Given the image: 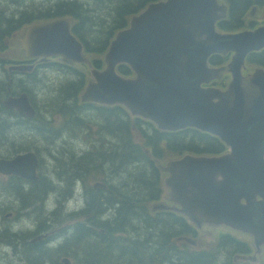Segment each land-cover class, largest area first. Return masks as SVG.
I'll use <instances>...</instances> for the list:
<instances>
[{
	"label": "water",
	"instance_id": "obj_1",
	"mask_svg": "<svg viewBox=\"0 0 264 264\" xmlns=\"http://www.w3.org/2000/svg\"><path fill=\"white\" fill-rule=\"evenodd\" d=\"M225 18L226 8L216 6L215 0L150 2L142 11L130 16L126 27L116 31L103 56V69L90 68L91 78L79 100L100 106H121L132 117L153 122L163 130L194 127L217 136L229 146V150L212 155L186 152L166 159L158 168L165 173L162 181L168 189L167 198L175 204L173 208L177 212L196 226L204 222L223 224L248 233L257 249L264 244V196L244 191L247 183L242 168L249 160L258 173H264V69L256 68L251 75L244 76L242 67L249 52L264 48V38H254L255 34L263 33L264 26L236 33L218 32L215 23ZM71 24V19L65 16L32 23L25 29L22 47L28 56H57L69 65H90V55L82 53V44L70 32ZM201 34L212 41L227 39L233 43L205 47L199 57L194 55L195 59L184 68L186 77L182 76L180 53L193 50L192 45L198 43L196 38ZM247 38L252 40H246L245 45L234 44ZM231 46L233 48H227ZM228 52L232 54L226 65H208L211 55L224 56ZM119 65L127 66L132 75L126 77L118 73ZM224 72L230 75L225 89L206 86L221 79ZM174 75L175 79L179 76L180 81L188 82L185 88L191 101L173 99L178 96L174 84L169 82ZM168 102L178 104L182 111L201 113L204 118L219 122L213 128L221 133L188 123L195 121L194 118L181 116L183 121L180 122L161 106ZM4 103L29 118L34 115L25 95L10 97ZM203 122L202 119L200 124L206 125ZM245 133H250L255 143L260 144L255 152L252 143L244 141ZM235 134L240 135L239 140ZM226 139L237 144L230 157L231 147ZM36 165L33 153L18 154L11 159L0 158V173L35 179ZM93 186L106 187V184L95 181ZM170 207L166 201L151 205L152 210ZM45 235L39 234L31 240ZM186 240L194 243L192 238L186 237ZM62 261L70 263L67 256L62 257Z\"/></svg>",
	"mask_w": 264,
	"mask_h": 264
},
{
	"label": "trees",
	"instance_id": "obj_2",
	"mask_svg": "<svg viewBox=\"0 0 264 264\" xmlns=\"http://www.w3.org/2000/svg\"><path fill=\"white\" fill-rule=\"evenodd\" d=\"M87 1L94 6L93 10H90ZM150 1L152 0H85L82 3L78 0H58L48 8L44 6L39 9V15L47 18L64 14L73 16L77 20L73 32L78 35L85 50L95 54L91 61L92 66L101 69L103 60L101 62L99 55L104 54L115 32L126 27L130 16L138 13ZM241 7L242 4L235 3L231 13L232 21H220L219 28L230 31L239 28L242 25L239 13ZM10 24L11 21L9 28ZM93 28L95 31H92ZM251 59L264 64V53L261 56L252 55ZM225 60L226 58L220 55L210 58L213 64H220ZM117 71L126 77L132 75L125 65H119ZM85 72L72 70L70 73L76 76L77 82H67L61 88L60 93L63 95L60 99L66 102L72 98V103L61 104L60 100V104L51 109L54 115L58 114L64 118L63 122L68 124L70 131L87 132L85 139L89 143V149L78 155L77 150L70 147L72 149L69 155L65 153L66 158L71 159L73 163L71 162L66 173L60 170L65 181L61 188L63 196L71 194V188L76 181H81L89 194V201L83 209V212L88 214L85 221H76L72 230L64 233L61 244L51 251L42 242L29 244L27 238L30 233L18 235L17 232L4 229L0 231V237H6L4 240L13 245L17 244L19 239L23 241L26 248L20 256L31 264H43L47 261L51 264H63L62 257L72 255L71 250L73 254L78 253L79 264H164L172 263L171 260L179 261L174 264H208L206 262L210 257L204 253L185 251L180 255L179 251L171 250L174 248L171 246L172 236L187 232L190 225L182 217L163 214L150 217L148 203L157 198L162 189L163 172L158 168L159 163L186 152L218 154L227 150L225 144L217 136L192 127L177 131L159 130L149 121L131 118L121 106L95 107L91 103L81 104L78 95L83 90ZM226 79L227 75L218 84L224 86ZM87 115H92L99 122L88 121L85 118ZM94 123L96 129L92 130ZM103 135L110 139L106 140ZM62 144L67 145L68 141H63ZM104 167L109 169L110 174L127 175L126 179L130 183L120 180L118 186L108 183L106 189L93 188L87 184L86 177L103 175ZM50 187L53 189L50 181L40 176L39 184L32 191L39 204H44ZM46 188L50 189L45 191ZM106 208L112 209L113 212L109 218L101 221L93 218L94 214L101 215ZM41 211L46 212L45 209ZM44 215L47 216V213ZM69 215L74 216L75 212ZM56 217L57 215L52 214L49 221H52L51 223H48V218L43 219L37 230L43 232L49 229L51 224L55 226L60 223ZM135 220L141 223L140 227ZM129 228L144 233L143 238L135 243L118 235L128 233ZM148 229H152L154 233ZM212 245L216 251H219L218 248L222 245L231 247L232 252L249 248L245 242L241 243L220 234Z\"/></svg>",
	"mask_w": 264,
	"mask_h": 264
},
{
	"label": "flooded vegetation",
	"instance_id": "obj_3",
	"mask_svg": "<svg viewBox=\"0 0 264 264\" xmlns=\"http://www.w3.org/2000/svg\"><path fill=\"white\" fill-rule=\"evenodd\" d=\"M69 1V0H68ZM159 0H152L150 2H155ZM35 2V1H34ZM45 2H50L46 8L52 6L55 4L52 0H45ZM148 2L143 9L150 3ZM216 6L219 8L225 7L226 8V18L221 20L225 22H231V13L232 9L235 3L238 5L242 4V7L239 9L240 13V20L242 22V25L239 28H236L235 30H222L218 26V22L215 23V28L222 30V32H229V33H236L243 30H254L260 26H264V0H215ZM3 3L7 6L4 9L0 10V75L4 77V80H0V145L2 146L0 149L2 150L0 152V158L4 159H11L14 158L18 154H24V153H33L34 156L37 158V165H36V175L37 178H29L24 177L18 174L9 173L4 174L0 173V188L4 190L3 194H6V196L9 199H12L13 203H17L19 205L18 209H24L29 208L30 206L36 204H39V200L33 198L34 197V189L39 184V179L41 176V172L39 171L40 163L42 161V157L40 155V144L38 142V136H41V133L45 130H49V127L51 120H45L46 122H42L41 117V106H39L38 101L35 99V93H32L29 88L26 85H30V83H33L37 81V74H39L40 69L42 67H50L49 69H55L58 72L66 71V73L72 72V70L82 71L81 66L86 67V72L89 73V69L92 67V64L90 65H79V67H76V64L69 65L61 61L60 57L57 56H28L25 52V50L22 47V38L24 36L25 29L32 23L35 22H43V21H49L51 19L57 18V17H68L71 19L72 24L70 27V32L74 35V37L80 41L82 44V53L89 54V60L90 63L94 59L95 54L93 52H89L85 50L84 44L79 39L78 35L73 32V26L75 25L76 19L73 18V16L64 14L61 16H53V17H40L39 15V2L38 5L34 3H30L29 0H3ZM30 5V7H29ZM142 9V10H143ZM140 10V11H142ZM11 21V28H9V22ZM13 46V48L10 49L9 46ZM264 53V48L258 50V51H251L248 53V55L244 59V65L242 67V74L244 76H249L252 74L253 70L256 68H263L264 64L257 62L254 59H251V56H261ZM230 52L226 53L224 56L220 54H213L208 59V65L212 67H219L226 65L231 58ZM214 55H220L226 60L223 63L220 64H213L210 62V58ZM22 66L25 68L24 70H17L15 67ZM226 83L225 85H219L218 82L221 81L224 77H226ZM88 80V79H86ZM230 80L229 73L224 72L222 74L221 79L219 80H213L210 82V86H214L220 89H225L228 82ZM29 83V84H28ZM86 83V82H85ZM3 84V85H1ZM27 87V88H26ZM25 95L28 103L34 110V115L29 118L23 114H20L15 109H10L6 106L4 103L5 100H7L10 97H19ZM80 95V94H79ZM78 95V98H79ZM84 104V103H81ZM95 107H102L100 105H95ZM54 109V108H53ZM43 120V121H44ZM54 120V118H52ZM48 129H47V128ZM68 128V126H67ZM186 128V127H185ZM68 131L69 128L67 129ZM166 131V130H164ZM170 131H177V130H170ZM27 132V134H25ZM77 136V134L75 135ZM53 137H55L53 135ZM59 137V135H58ZM36 138V139H35ZM37 140V142H36ZM44 150V149H43ZM49 153L55 157L56 154H58V151H49ZM40 172V173H39ZM47 179V178H46ZM48 180V179H47ZM46 181V180H45ZM93 186V185H92ZM93 188H100V189H106V187H94ZM72 192V188H71ZM167 192L168 189L164 186L160 190L158 197L155 199H152L148 203L149 208V215L150 217L154 215H167L172 217H182L185 218L187 223L190 225L187 229V232L177 234L176 236H172V238H178L177 240H180L181 242H185L189 244L193 251H189L185 249L183 246L177 248L174 243L172 242L171 246L174 248H171L172 251H179L180 255H183L185 251H189L191 253L197 254V253H204L207 257H210L206 263L212 264L214 261V256L212 254V249L215 252V248L213 247V243H215L217 239V235H223V237L235 239L236 241H240L241 243H246L247 247L249 246L248 250L244 251H235V252H229L230 259L232 260L233 264H264V250L262 251L261 248L264 249V245H260L257 249H255V246L252 242V236L248 233L241 232L238 230H235L233 228H230L228 226H215L212 224L203 223L200 226H196L188 221V219L181 213L177 212L175 208V204L171 202L167 198ZM27 196V199L23 197V195ZM84 198V203L82 206L71 209V212H75V215H79V213H82V216L85 218L88 214L86 212H83V209L85 206H87V203L89 201V194L86 191L85 188L82 187V192ZM30 197V198H29ZM68 197V196H67ZM156 201H166L169 203L172 207L165 208V209H157L152 210L151 205L152 203ZM40 206V205H39ZM65 205L62 203V201H57L55 204V207L52 212L61 210ZM46 208V207H45ZM35 209V207H34ZM32 209V210H34ZM110 210V208L108 209ZM33 212V211H32ZM105 212V211H104ZM12 214V211H8L4 214L3 220H0V231L4 229H9L13 232H17L12 230L11 228V222L14 221L12 217H9ZM6 217H9V219H6ZM11 219V220H10ZM42 220H35L34 225L32 228L28 229H21L18 230L17 234L22 235L24 233H30V235L27 238V242L29 244L35 243V242H42L43 245L46 247H51L48 243H51V241L54 239V237L58 235H63L65 232H70L72 230V224L65 228V232H63V229L59 227H55L53 224L50 225V228L39 232L37 229L40 227V223ZM48 221V220H47ZM7 222L8 225L6 224ZM49 223V222H48ZM215 226L214 231L211 232L209 227ZM225 228H221V227ZM11 227V228H10ZM228 229V230H227ZM235 231L233 233L232 231ZM208 232L213 233L212 237L209 239L205 238V235L210 234ZM221 232V233H220ZM45 233L46 235L42 237L41 239L31 240L34 237L38 236L39 234ZM240 234V235H238ZM36 235V236H35ZM185 237L192 238L194 240V243L187 241ZM0 243H6L11 246L12 250L16 253H20V255L25 251L26 244L19 239L17 244L13 245L8 242H3L0 240ZM198 245V247H197ZM57 245L54 244V247ZM222 246H219V250H221ZM227 246H224L226 248ZM254 247V248H253ZM209 251L207 252V250ZM50 250V249H49ZM218 251L215 252V254ZM254 254L256 255L255 258H253ZM64 257V256H63ZM68 257V256H67ZM182 257V256H181ZM69 258V257H68ZM70 263L72 264L71 258ZM182 259V258H181ZM180 259V260H181ZM20 260L23 261L25 264H31L29 262H26L22 259V256H20ZM258 260V261H256ZM62 261V260H61ZM173 261L171 264H174L176 262L179 263V261L171 260ZM255 261L257 263H255ZM64 264V262L62 261ZM170 263V262H168ZM43 264H51L47 261V263ZM166 264V263H164Z\"/></svg>",
	"mask_w": 264,
	"mask_h": 264
},
{
	"label": "rangeland",
	"instance_id": "obj_4",
	"mask_svg": "<svg viewBox=\"0 0 264 264\" xmlns=\"http://www.w3.org/2000/svg\"><path fill=\"white\" fill-rule=\"evenodd\" d=\"M30 3H34L36 5H38L39 2V9L43 8L44 6H47L50 2H45V0H29ZM35 1V2H34ZM53 2L58 1V0H52ZM79 2L84 3L85 0H78ZM87 4H90V1H87ZM0 6L2 7V9H4L5 7H7L4 3L3 0H0ZM0 7V10H1ZM30 7V5H29ZM92 4H90L89 8L90 10H93ZM101 11V10H99ZM129 21V20H128ZM216 30L218 32H222V30L218 29L216 27ZM92 31H95V28H93ZM222 33H228V32H222ZM10 49L13 48V46H9ZM101 62L103 60V53L99 55ZM77 66H79L78 64H76ZM76 66V67H77ZM103 64L101 69H103ZM82 67V72H84L86 70L85 66H81ZM50 67L46 68V67H42L40 69L39 74H37V81L30 83V85H26L29 90L32 93H35V99L36 101H38L39 106H41V117L42 120H51L49 130H45L43 131V133H41V136H38V142L36 140L37 143L40 144V155L42 157V161L40 163V168L39 171L41 172V176L47 178L48 182L50 181V183L53 185V189L51 188V190H49L48 194L46 195L45 201L43 202L44 204H36V206L32 205L29 208H24L21 209L19 207V205H17V203H13L12 199H9L6 194H3L4 190L2 188H0V220L5 219L4 218V214L5 211L6 213L8 211H12V214L9 217H12V219H14L13 222H11V229L14 231H17L21 229H28V228H32L34 225L35 220H43V219H47L48 222L50 221V218L52 217V214L57 215V220L60 221V223H56L55 227H59L62 229H65L66 227L70 226L71 224L73 225L76 221H85V217L81 215H74V216H70L69 212H71V209H75L78 208L80 206L83 205L84 203V198L83 195L81 194L82 192V187L85 188L84 184L81 181H76L73 186H72V192L71 194L67 197V195L63 196V190L61 189L62 183H64V177H63V173H66L68 167H70V165L73 163L71 161V159L69 160L68 158H66L67 154L69 155V153L71 152V149L74 148L77 150L76 153H78V155L84 151V150H88L89 149V143L86 141L85 137H86V131H78V133L72 132V131H68L66 129L68 124L66 125V122H63L64 118L59 116L58 114L54 115V112L51 110L52 108H54V106L56 104H60V100H61V104L62 103H67L70 104V102L72 103V98L71 100L68 101H62V99H60L62 97V93H60L61 88L67 83V82H74L76 80V76L72 75L71 73H66V71H62L61 73L56 71L55 69H49ZM85 76L86 79H90L91 75L88 72H85ZM0 80H4V77L2 75H0ZM86 80L84 81L85 84ZM29 84V83H28ZM3 85V84H1ZM26 87V88H27ZM72 92V91H71ZM52 118H54V120H52ZM88 121L90 122H96L98 123L99 121L96 120L92 115H87L85 117ZM96 124L94 123V125L92 126V130L96 129ZM69 127V126H68ZM47 128V127H46ZM48 129V128H47ZM73 130V128H72ZM78 130V129H75ZM25 134H27V132H25ZM77 134V136H75ZM53 135L55 137H53ZM59 135V137H58ZM103 137H105L106 140L110 139V137H106L105 135H103ZM36 139V138H35ZM63 141H68V144H62ZM2 146L0 145V148ZM72 147V148H70ZM2 149V148H1ZM0 149V152L2 151ZM44 149V150H43ZM58 151V154L55 155L56 158H54V156H52L49 151ZM68 151V152H67ZM67 154H66V153ZM72 162V163H71ZM165 160L162 162L164 163ZM107 166V165H106ZM62 170V172L60 171ZM106 170V172H105ZM39 172V173H40ZM58 172H60L61 174L59 175ZM105 175V176H104ZM122 176V177H121ZM127 175H117V173L114 174H110L109 169L107 170L106 167H104V173L103 175L101 174H97V175H92L90 177H86L85 181L87 182V184L93 185V183L95 181H99V182H104L107 186V184H111V185H116L118 186V181L120 180H125L127 183H130L129 180L126 179ZM130 185V184H129ZM131 186V185H130ZM50 188H46L45 191H47ZM23 197L25 199H27V196L24 194ZM30 198V197H29ZM34 198V197H33ZM57 201H62V203L65 205L61 210L55 212V213H50L51 210H53L55 207V204ZM143 203V202H142ZM39 205H41L39 207ZM44 205V206H43ZM35 207V209H34ZM46 207V208H45ZM86 207V206H85ZM34 209V210H32ZM44 210L47 213V216L44 215V213H42L41 210ZM33 211V212H32ZM105 212H102L101 215H97L96 214L93 215V218H96L97 220H103L106 218H109V216L111 215L112 209L108 210V208H106L104 210ZM52 212V211H51ZM9 217H6V219H9ZM11 220V219H10ZM42 222V221H41ZM52 222V221H51ZM49 222V223H51ZM6 223V222H5ZM9 222H7L6 224L8 225ZM135 223H137V225L140 227L141 223L137 220H135ZM1 224V222H0ZM47 224V223H46ZM215 226L209 227L210 231L213 232ZM221 228H225V227H221ZM226 229V228H225ZM128 233H120L118 235H120L122 238H124V240L127 241H138L141 240L143 238V234L144 233H139L138 231L133 230L132 228L127 229ZM151 233H154V231L152 232V229H148ZM228 230V229H227ZM229 231H232L229 229ZM138 232V233H137ZM208 232L210 234H207V236L205 235L206 239H209V237L211 238L213 233ZM233 233L236 234L235 231H232ZM65 233H69V232H65ZM64 234V233H63ZM181 234V233H179ZM240 235V234H238ZM64 235H56L54 237V239L51 241V243H48L49 245H51L50 251L51 249H54V244H56L57 246L59 244H61V241L63 239ZM6 238V237H4ZM4 238L1 236L0 240L3 242H7L4 240ZM178 239V238H177ZM176 238H172L171 241L174 243V245L180 249L181 246H183L185 249L189 250V251H193L191 246L185 242H181L180 240H177ZM186 239V237H185ZM136 243V242H135ZM141 243V242H139ZM147 244V243H146ZM149 244V243H148ZM264 245V244H261ZM198 247V245H197ZM222 249L219 250L216 254V249L215 252L212 249V254L211 255H215L214 256V261L212 262V264H233L232 260L230 259L229 252H232L231 247H226L224 248V245H222L221 247ZM254 248V247H253ZM261 250L263 251L264 249L261 248ZM209 251V249L207 250V252ZM74 252L71 250V254L72 255H67L69 258H71L72 264H79L77 258H78V253L73 254ZM62 256V255H61ZM258 261V260H256ZM255 261V263H257ZM0 264H25L23 261L20 260V253H16L15 251L12 250L11 246L6 244V243H0ZM166 264H171V263H166ZM181 264V263H180Z\"/></svg>",
	"mask_w": 264,
	"mask_h": 264
},
{
	"label": "bare ground",
	"instance_id": "obj_5",
	"mask_svg": "<svg viewBox=\"0 0 264 264\" xmlns=\"http://www.w3.org/2000/svg\"><path fill=\"white\" fill-rule=\"evenodd\" d=\"M204 34H201L200 36H198L196 38V41L198 42L196 45H192V48H194L193 50H189L188 51H183L181 52L180 54L182 55L181 57V64H182V70L183 72L180 71V73H182V76L185 75L186 77V69L184 68H187V66L190 64V62L192 61V59H195L194 55L197 56V58L199 57V54L201 51H203L205 49V47H208V46H216L214 48H217L219 44L221 43H226L230 40H227V39H217L215 41H212L211 39H209L206 35L203 36ZM114 37V36H113ZM254 38H264V31L263 33H257L254 35ZM248 39H251L252 38H247L245 40H241V41H237L235 42L234 44L236 45H245L246 44V40ZM111 41V40H110ZM109 41V42H110ZM231 43H233L232 41H230ZM109 46V44H108ZM108 48V47H107ZM106 48V50H107ZM227 48H233V46L231 47H227ZM106 52V51H105ZM104 52V54H105ZM170 52V51H168ZM167 52V53H168ZM103 54V56H104ZM103 64H104V60H103ZM104 67V66H103ZM176 74V72H175ZM181 75V74H180ZM170 83L174 84L175 86V89L177 91V95L178 96H175L173 99L175 100L176 97L182 99V98H185L189 101L190 98L188 97L189 93L188 91L186 90L185 86L188 85V82L187 81H180L179 79V76L175 79V75L172 77V80L169 81ZM178 82H180L181 84H178ZM207 86V85H206ZM174 90V89H173ZM161 105V104H160ZM180 105V104H179ZM162 107H164L165 109H167L169 112L173 113L175 116H177L178 120L180 122H182L183 120L181 119V116L184 118V116L188 117V118H191L193 120L196 119L195 121L193 120V122H188V123H193V124H196L198 126H201L203 128H208V129H211V130H214L216 132H220L219 130L213 128V125L214 124H219V122H215L214 120L210 119H206L203 117L204 114H199L197 112H194V111H189L188 112H185V109H183L182 111V108H180V106H178V104H173L172 102H168V103H163L161 105ZM195 114V115H194ZM198 115V116H197ZM202 119L205 121L203 122L204 124L206 123V125H202L200 124V122L202 123ZM221 133V132H220ZM236 133V132H235ZM260 134V133H259ZM258 134V137H261V135ZM236 135V134H235ZM238 136V140H239V136L240 135H236ZM228 138V137H227ZM244 141L247 142V143H252L253 145V151L255 152L258 147L260 146V144H257L255 143V139L253 138V136L250 134V133H245L244 134ZM259 141L262 139V138H258ZM227 143L230 145L231 147V151H230V154H229V157L230 155H233V151L235 149V145L237 147V144L233 143L231 140L229 139H226ZM227 146V145H226ZM228 150H229V146H227ZM251 156V155H250ZM242 170L244 171L245 175H244V180L246 181V187H245V190H244V187H243V190L247 193H250V195L252 193L254 194H258V195H262L264 196V173H258L256 171V168L254 167V165L252 163L249 162V160H247L245 163H244V166L242 168ZM252 192V193H251ZM262 192V193H261ZM237 193L239 194V191H237ZM48 194V193H47ZM264 199V198H262ZM264 201V200H263ZM36 236V235H35ZM29 257V256H28Z\"/></svg>",
	"mask_w": 264,
	"mask_h": 264
}]
</instances>
